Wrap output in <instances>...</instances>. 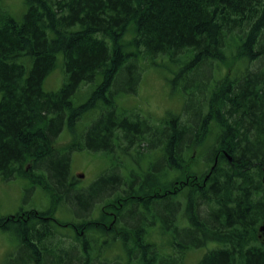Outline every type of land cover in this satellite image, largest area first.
Listing matches in <instances>:
<instances>
[{"label":"trees","instance_id":"trees-1","mask_svg":"<svg viewBox=\"0 0 264 264\" xmlns=\"http://www.w3.org/2000/svg\"><path fill=\"white\" fill-rule=\"evenodd\" d=\"M25 4L0 15V179L50 204L0 216L17 240L3 264H264V0ZM58 56L64 81L45 90ZM150 67L181 98L157 121L116 101ZM85 150L109 161L78 187Z\"/></svg>","mask_w":264,"mask_h":264},{"label":"rangeland","instance_id":"rangeland-1","mask_svg":"<svg viewBox=\"0 0 264 264\" xmlns=\"http://www.w3.org/2000/svg\"><path fill=\"white\" fill-rule=\"evenodd\" d=\"M26 10L25 0H1L0 15H10L16 19L21 18ZM173 75L165 68L150 67L142 75L139 88L134 94H124L116 98L118 108L125 111L135 110L151 120H159L167 113H177L181 108V98L178 93L171 89L169 78ZM65 78L64 69L61 67V58H57V66L45 78L42 86L45 90H56ZM94 87V83L81 91V99H84ZM1 98V93H0ZM69 133L63 131L56 142L57 145L66 144L71 140ZM158 155H155L157 158ZM108 158L102 152L76 151L71 155L70 170L76 178L78 187L88 185L108 164ZM156 166L159 162H156ZM146 167V163L144 164ZM126 167L135 169L133 165ZM124 170V169H122ZM122 170H119L121 173ZM83 174V177H79ZM50 204L48 195L37 187L31 188L28 181L22 178L11 180L0 179V216L14 214L20 208L44 210ZM54 217L61 221H69L72 214L64 207L59 206ZM61 229L66 227H59ZM210 243L207 247H213ZM17 248L16 237L10 232L0 229V264L6 260ZM204 251L194 250L186 255V264H197Z\"/></svg>","mask_w":264,"mask_h":264},{"label":"water","instance_id":"water-1","mask_svg":"<svg viewBox=\"0 0 264 264\" xmlns=\"http://www.w3.org/2000/svg\"><path fill=\"white\" fill-rule=\"evenodd\" d=\"M230 159V158H229ZM79 177H83V174H79ZM260 232L264 234V223L259 227Z\"/></svg>","mask_w":264,"mask_h":264},{"label":"flooded vegetation","instance_id":"flooded-vegetation-1","mask_svg":"<svg viewBox=\"0 0 264 264\" xmlns=\"http://www.w3.org/2000/svg\"><path fill=\"white\" fill-rule=\"evenodd\" d=\"M259 237L262 239V242L264 243V234L262 232H260Z\"/></svg>","mask_w":264,"mask_h":264}]
</instances>
